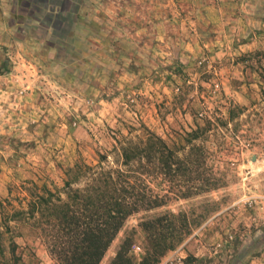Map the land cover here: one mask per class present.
<instances>
[{
	"label": "rangeland",
	"instance_id": "obj_1",
	"mask_svg": "<svg viewBox=\"0 0 264 264\" xmlns=\"http://www.w3.org/2000/svg\"><path fill=\"white\" fill-rule=\"evenodd\" d=\"M25 1L26 13L40 19L38 26L22 19V28L5 27L4 33L0 25V201L23 181L60 188L76 163L95 166L100 155L112 162L117 142L147 130L190 168L185 178L178 177L182 184L212 183L215 189L168 199L162 207L130 216L100 264L112 263L128 235L134 238L129 256L139 261L147 247L139 224L179 213L192 232L159 264H250L264 252V30L218 33V22L211 27L200 23L188 46L181 40L190 35L172 21L145 43L163 40L165 58L147 62L140 51L126 48L142 35L132 34L137 22L122 0L118 9L110 0L83 5L85 23L103 31L88 32V43L75 40L74 49L63 43L71 44L76 19L67 13L79 9V0L70 5ZM252 3L264 7V0ZM53 8L58 16L50 21ZM48 24L55 28L54 38L39 28ZM114 26L122 36L112 33ZM39 40L59 44L41 58L33 45ZM112 43H118L117 50L109 47ZM53 52L74 64L71 76L58 72L56 81L38 80L35 73L53 72L43 64ZM12 72L25 76L16 80ZM117 95L122 112L111 103ZM148 180L154 191L165 194L155 186L160 180ZM172 185L164 183L162 189L174 191ZM8 226L5 234L0 219V264H57L37 231L27 224Z\"/></svg>",
	"mask_w": 264,
	"mask_h": 264
},
{
	"label": "trees",
	"instance_id": "obj_2",
	"mask_svg": "<svg viewBox=\"0 0 264 264\" xmlns=\"http://www.w3.org/2000/svg\"><path fill=\"white\" fill-rule=\"evenodd\" d=\"M23 3L26 1L17 3L18 12L32 19ZM112 154V162H108V155H100L95 166L76 163L67 171L60 188L23 181L15 191L10 189L8 197L0 201L5 234L10 232L9 223L27 224L41 235L57 264H100L130 216L162 207L168 199H188L200 190L205 193L215 189L212 183L182 184L178 177L185 178L190 168L161 138L147 130L136 139L117 142ZM148 179L160 180L155 186L165 194L154 191ZM164 183L173 184L170 188L175 190L162 189ZM185 222L186 217L180 213L142 221L139 227L147 247L140 260L133 261L129 256L134 238L128 235L111 264H159L167 252L191 234Z\"/></svg>",
	"mask_w": 264,
	"mask_h": 264
},
{
	"label": "crops",
	"instance_id": "obj_3",
	"mask_svg": "<svg viewBox=\"0 0 264 264\" xmlns=\"http://www.w3.org/2000/svg\"><path fill=\"white\" fill-rule=\"evenodd\" d=\"M75 1L76 0H49V2L54 3V5L63 2H65L67 5H70ZM106 1L108 2V0H79V9L73 14L67 13V17L72 16L73 19L76 20L72 30L70 31L71 33L69 32L72 37V41L70 42L71 44L63 43L64 45L68 44L69 47L66 46V48L74 49L75 46H77L76 41L79 42L82 40L85 43H88L85 38V35L88 32H94L98 35L99 31L100 33L101 31H103V29L99 26L89 25L85 23L87 15L86 11L84 10L86 9H82V7L84 4H87V2L105 3ZM110 1L115 3L114 5L116 7L114 9H118V3L121 0ZM18 2L19 0H0V18H2V22L0 20V25L2 26V30L4 33L7 31V29L10 31L16 26L17 30L22 28V19H27L35 26H38V23H40V19L38 17H33L32 19H30L21 15L20 12H18L16 6ZM121 2L127 3L128 12L137 22L136 24L134 22L132 24V34L142 35V40H139L138 43H134L133 45L128 44L126 48L140 51L142 53V58L147 62H149L150 59L165 58L163 54L164 51H166L165 47L167 45L165 46V43L161 44L163 40H160L161 42L159 43H156V41L149 44L145 43L150 42L149 39L153 38L155 34L164 32V27L168 26V24H170L172 21H175L179 24L184 34L190 35V38L188 40H181L182 44L188 46H191V41H193V37L197 35L198 30L200 26H202V24L211 27L214 26V23L218 22L216 25V27H218V30L214 31L218 33H222L223 29H234V31H236V28L238 32H242L245 34L252 32L254 28L264 30V7H260L256 3L253 4L252 0H122ZM94 7L96 8V5ZM54 10L55 9L53 8L52 12H50V21L54 19V16H58L57 13L55 15ZM93 10H91L90 12H93ZM90 12L88 11V13ZM95 12L97 13L96 10ZM112 12L114 14H118L119 11L112 10ZM168 14H172L173 17H169ZM13 15L15 18L20 20L15 21L14 18H12ZM95 19H97V15L95 16ZM39 28H42L45 36H51L52 38H54V26L48 24L46 27L39 26ZM112 30L113 34L115 32H117L121 36L123 34L122 31H119L118 27L115 28L114 26V29ZM131 31H129V33H131ZM76 34H78L79 36H76ZM76 37L79 38L76 39ZM22 42V40H19L18 43L21 44ZM58 44L59 42H57L56 44L48 43V46H46L44 42L39 40L33 45L36 46L38 52L40 51V53H43V56L39 54V57L44 58L45 53L47 51L49 53L50 51L54 50L55 46H58ZM98 44H100L99 48H102L104 45L103 42H100ZM108 45L112 50H117L119 46L118 43H116L115 46L113 45V43ZM45 62V65H47L49 69L50 67L53 68L51 69L53 70V72H51V74H47L48 72H46V74H44V72L35 73L34 76L38 80L41 77L45 76L50 81H56L59 79V75L57 76L53 74H58V72H62L63 75L65 74V77L71 76V67L74 66V64L72 65L71 63H65L64 61L59 60L55 56L54 52L52 54L50 53L49 57H47L46 61H44L43 64ZM14 64L17 65L18 63L14 61ZM12 75H15L14 77L16 78V80L20 81L22 80V77L25 76L24 73L18 72L14 74L12 72ZM120 97L121 95H117L112 97L111 100V103L117 108L118 112L123 111L120 107L121 105L119 103H115V101L119 102ZM194 256L197 257L198 253H196ZM250 264H264V252L260 253L258 256L253 257V259L250 261Z\"/></svg>",
	"mask_w": 264,
	"mask_h": 264
},
{
	"label": "built area",
	"instance_id": "obj_4",
	"mask_svg": "<svg viewBox=\"0 0 264 264\" xmlns=\"http://www.w3.org/2000/svg\"><path fill=\"white\" fill-rule=\"evenodd\" d=\"M216 87H217V85H216ZM133 96H135V94ZM129 102H130V104H135L136 103V100H135V98L130 97L129 98Z\"/></svg>",
	"mask_w": 264,
	"mask_h": 264
}]
</instances>
